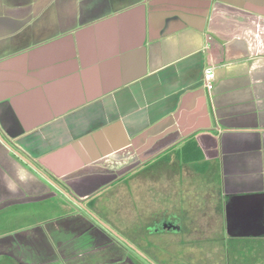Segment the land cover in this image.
<instances>
[{"label":"crops","instance_id":"crops-1","mask_svg":"<svg viewBox=\"0 0 264 264\" xmlns=\"http://www.w3.org/2000/svg\"><path fill=\"white\" fill-rule=\"evenodd\" d=\"M150 159L179 233L264 264V0H0V257L61 240L59 180Z\"/></svg>","mask_w":264,"mask_h":264},{"label":"rangeland","instance_id":"rangeland-1","mask_svg":"<svg viewBox=\"0 0 264 264\" xmlns=\"http://www.w3.org/2000/svg\"><path fill=\"white\" fill-rule=\"evenodd\" d=\"M145 167V170L135 171V174L129 176L123 182H118L111 186L97 198L93 205H90L95 211L100 210L97 213H100V217L111 225L114 230L130 240V244L126 245L129 249L127 253L130 259L139 264H144L143 262H145L140 256L141 254L139 255L135 252L137 251L136 249H130L131 247L135 248L136 245V247L145 252L149 257H153L156 263L160 264H165L163 257L160 256L166 258H169V256L172 257V264H206V262L207 264H233L228 249L226 248L224 250L222 243H213V246L209 248L202 246V241H196L199 233H196L195 236L194 234L191 235L194 238L192 237L190 240V235L186 236L183 230L180 233L178 232V226L176 227L178 230L170 234L164 233L158 235L150 232L151 230L153 231L157 221L168 215V209L169 206L171 207L172 203L171 200H169V192L172 191L173 187H169L167 179L162 185L156 184V180H154L153 177L152 165L148 163ZM176 187L178 189V195L180 194L177 198L180 199V203L183 204V213L186 211L189 212L194 206V200L188 201L186 198H196L200 193V188L194 186L196 190H191L189 186L177 185ZM63 216L65 217L66 225L62 233L59 231V235L64 236V241L71 240L70 238L76 233L75 231H78V229L85 230L89 225L83 220V217H81V226L70 227L68 225L72 224L73 221H70L66 212ZM179 222L180 218L176 220V223ZM6 228L0 229V231H8L10 229L9 226ZM193 230L199 231V228H193ZM87 236H89V234H87ZM78 239L84 240L85 236H79ZM52 240L55 241L53 238ZM81 243L76 245L78 249L75 255L77 256L78 253L82 254L80 258L74 259V264L90 263L92 261L99 262V260L104 258L101 254L102 252L96 251L97 246L93 247L92 254L86 255V253L83 252L91 247L92 244H88V242ZM153 246L159 254L156 255L149 251V247ZM48 248V250L54 248L51 252L59 255L57 247L51 245V247ZM18 251L19 250H17V252ZM64 251L66 256H71L70 254L74 252L69 248H66ZM109 251L110 250L107 252ZM31 257L35 258V261L40 262L45 259L36 249H32ZM25 261L29 262L31 260L29 257H26ZM241 261L242 260H240V263ZM244 263L247 264L246 259ZM51 264L72 263L65 262L59 258Z\"/></svg>","mask_w":264,"mask_h":264},{"label":"flooded vegetation","instance_id":"flooded-vegetation-1","mask_svg":"<svg viewBox=\"0 0 264 264\" xmlns=\"http://www.w3.org/2000/svg\"><path fill=\"white\" fill-rule=\"evenodd\" d=\"M97 155H99L100 158L105 159L108 154L99 152V154ZM147 155L150 156L152 154L148 153ZM90 156L92 157V159H94L93 153L90 154ZM148 163L151 165V159L141 162L139 163V165H135L129 162L122 168L120 167L117 169H113L109 166V164L107 166L105 162H102L98 165L102 168L101 172L98 170L101 174L90 176L88 174L87 176L83 177V179L81 177L82 180L79 179L78 182H82L77 183L75 188L72 187L69 182L67 183L66 180H59L57 183L61 188V195L66 199V201L75 206L74 212H72L68 216L83 217V220L89 223L88 227L85 230L78 229V231H75L76 233H74V235L72 234L73 236L70 238L71 240L64 241V236L60 235L61 240L59 241L48 240L40 243L39 245L34 241V243L30 245V247H32V249H36L37 245L38 247L42 246V250L38 248L36 250L37 252H40L41 255H43V257L45 258L44 261H35V258L29 257L31 261L27 262L25 261L26 258L17 259L3 255L2 257H0V264H51L59 258L65 262H71L72 264H74V259L80 258V255L82 254L78 253L77 256L75 255L78 249L76 245L81 242H88V244H92L91 247L87 248L83 252L86 253V255L92 254L93 247L97 246L96 251L102 252L101 254L104 257L102 260H99V262L92 261L90 263L88 262L83 264H139L138 262H134L133 260H131L128 256L127 252L129 251V249L126 245L130 244V240L114 230L111 225H109L107 222H105L104 219L100 217L101 214L97 213L100 210L95 211L90 205H93L97 198H99L103 194V192L109 189L111 186L117 184L118 182H123L129 176L135 174V171L145 170V166ZM49 178H51V175H49ZM92 181L94 182V185H92ZM74 190L78 191L75 192ZM173 228V221L167 215L166 217L157 221L153 228V231L151 230L150 232L158 235L164 233L170 234L174 232ZM87 234H89V236H87ZM79 236H85V239H78ZM50 244L57 247V249L59 250V255L51 252V250L54 248H51V250H48L49 248L46 249V247H51ZM66 248L74 251L70 254L71 256H66V253L64 251ZM130 249H136L137 251L135 252L139 255L141 254L140 256L145 260V262H143L144 264H160L156 263L153 257H149L145 252L136 247V245L135 248L131 247ZM108 250L110 251L107 252ZM149 251L156 255L159 254L154 246L149 247ZM160 257H163V261L165 262V264H172V257Z\"/></svg>","mask_w":264,"mask_h":264},{"label":"built area","instance_id":"built-area-1","mask_svg":"<svg viewBox=\"0 0 264 264\" xmlns=\"http://www.w3.org/2000/svg\"><path fill=\"white\" fill-rule=\"evenodd\" d=\"M215 81V73L213 68H208L204 74V82L207 90L211 91L213 89V83Z\"/></svg>","mask_w":264,"mask_h":264},{"label":"water","instance_id":"water-1","mask_svg":"<svg viewBox=\"0 0 264 264\" xmlns=\"http://www.w3.org/2000/svg\"><path fill=\"white\" fill-rule=\"evenodd\" d=\"M174 229H176V230H177V228H174Z\"/></svg>","mask_w":264,"mask_h":264}]
</instances>
